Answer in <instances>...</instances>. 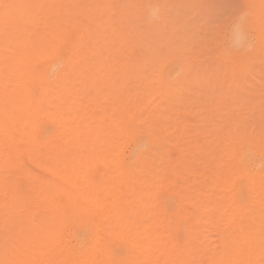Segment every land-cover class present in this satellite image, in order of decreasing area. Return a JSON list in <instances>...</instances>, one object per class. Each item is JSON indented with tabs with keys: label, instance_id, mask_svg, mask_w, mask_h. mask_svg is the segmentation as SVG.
Returning a JSON list of instances; mask_svg holds the SVG:
<instances>
[{
	"label": "bare ground",
	"instance_id": "1",
	"mask_svg": "<svg viewBox=\"0 0 264 264\" xmlns=\"http://www.w3.org/2000/svg\"><path fill=\"white\" fill-rule=\"evenodd\" d=\"M129 2L0 0V264H264V92Z\"/></svg>",
	"mask_w": 264,
	"mask_h": 264
},
{
	"label": "rangeland",
	"instance_id": "2",
	"mask_svg": "<svg viewBox=\"0 0 264 264\" xmlns=\"http://www.w3.org/2000/svg\"><path fill=\"white\" fill-rule=\"evenodd\" d=\"M137 1L143 2L144 7L145 5L146 7L140 14L141 18L137 20L136 25L131 23L130 26L132 29L135 28L133 30L136 32L156 27L157 29L153 30L154 32L157 31V33L155 32L156 35H159V31V33L162 30L165 31L164 33L167 31L171 38L166 37V42L165 38L160 39L163 43L165 42L164 54L167 61L182 60V50L179 47L182 45H178L180 41L184 44L183 46L187 44L188 53L183 59L195 60L204 65L225 66L226 62H223L224 59L221 56L223 54L231 59L230 65L238 66L236 67L238 68L237 76L241 80L249 82L258 91L264 92V0H144L146 3L143 0ZM111 2L116 11L124 10L130 3L129 0H111ZM166 13H168L170 20L165 16ZM165 19L169 20V26L174 28L173 25H170L172 22L180 30L175 31L174 34L172 33L174 29L171 27L172 31L168 32L167 29L170 30V27L167 25L168 28H166L165 22V24L161 23L159 28V24L156 22L160 23ZM232 31L238 34L241 40L240 45L231 46L230 34ZM176 32L180 33L176 34ZM181 32L183 33L182 36ZM172 35H180L179 37L182 40L185 38L186 42H183L179 37L175 39L176 37L174 38ZM168 38L171 39L169 42ZM143 41L145 40L138 39L137 43L133 44L134 49L138 48L137 52L142 51V49L147 50L144 47L146 42L143 43ZM153 49L155 48H152V51ZM141 51L140 54L137 53L139 61H141L143 54L151 55L150 49L146 53ZM132 56L134 57V55ZM176 67L182 69L180 65L175 66L170 70L171 75H173L172 71L174 70H176L175 75L179 72ZM241 118L258 122L260 114L252 112L247 116L238 115L235 117L237 120ZM227 119L230 120L231 118L228 117ZM241 147L253 149V159L249 163L251 171L256 172L257 163L262 160L264 155L256 145L253 146L251 143L244 142ZM212 234L216 233L212 232Z\"/></svg>",
	"mask_w": 264,
	"mask_h": 264
}]
</instances>
